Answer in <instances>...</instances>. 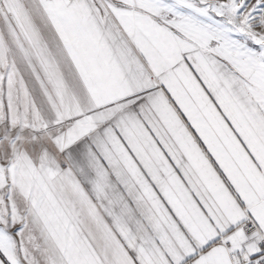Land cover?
<instances>
[{
	"label": "snow or ice",
	"instance_id": "6c2138e0",
	"mask_svg": "<svg viewBox=\"0 0 264 264\" xmlns=\"http://www.w3.org/2000/svg\"><path fill=\"white\" fill-rule=\"evenodd\" d=\"M0 264H264V0H0Z\"/></svg>",
	"mask_w": 264,
	"mask_h": 264
}]
</instances>
